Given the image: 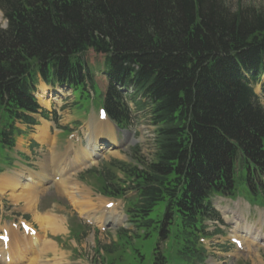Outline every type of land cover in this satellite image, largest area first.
Here are the masks:
<instances>
[{"label":"trees","instance_id":"1","mask_svg":"<svg viewBox=\"0 0 264 264\" xmlns=\"http://www.w3.org/2000/svg\"><path fill=\"white\" fill-rule=\"evenodd\" d=\"M0 12L3 147L14 146L16 123L35 124L40 80L88 97L101 69L108 117L128 127L131 101L154 128L150 159L113 162L123 181L111 169L100 175L108 195L134 194L129 221L146 239L157 235L153 264H169L161 248L168 241L182 261L204 262L199 240L208 236L206 221L219 219L211 200L235 197L238 177L264 204V106L255 91L264 79V8L235 10L228 0H0ZM91 52L102 57L97 66Z\"/></svg>","mask_w":264,"mask_h":264},{"label":"rangeland","instance_id":"2","mask_svg":"<svg viewBox=\"0 0 264 264\" xmlns=\"http://www.w3.org/2000/svg\"><path fill=\"white\" fill-rule=\"evenodd\" d=\"M228 2L230 4V7L235 10L238 6L264 8V0H228ZM0 22L3 26H5V22L3 21L1 12ZM87 58L92 66H97L102 61V57L96 56L92 52L89 53ZM97 83L102 90L105 88L106 83L103 77L98 76ZM44 87L46 93L50 95L51 92L49 91V89H47L46 86L42 84L40 86L39 96ZM100 88H96V94L93 96L92 100H81L80 97L76 95V101L79 103V105H82L80 109H76L77 107H75L76 104L74 103L75 99L72 97L71 91L63 93L62 95L57 97V101L58 103L60 102V105L62 100L65 103L63 109H61V113L63 114L61 115V117H63L64 120L61 119L60 126L63 128L66 127L67 129H70L71 127L72 128L69 132H67V134H65L64 137L57 138V142L52 141V146L56 148V150H54L55 155L52 154L54 153V151H51L49 147L50 142L47 141L46 145L48 146V150L50 152H48V154L45 153V155L47 156L48 161L41 163V165H33L37 172H39L36 173V176L40 175V173L42 172V168H44L45 165L47 166V168L45 167L46 173L44 174L46 180L43 181L45 178L42 179L43 183L41 182L42 184L40 185V190H38L39 200L37 206L31 208L30 206H28V204H25V202H16L11 195L8 196L9 192L7 193L6 197H10V199L14 203L10 199L4 201L3 204H6L4 213L2 214V212H0L1 226L10 225L13 223L18 224L20 221H26L24 220L23 216L29 215L30 224L37 230V232H39L38 234L40 237L39 239H37V241H40L38 243L36 242L37 244L35 243L31 248V251L33 252L29 250V252L25 255V258L19 259L18 256H16V258L14 257L13 259L11 258L10 264H101V260L103 258L111 260L112 264H136L138 260L134 261L135 254L132 251H136L138 249H140L141 252L145 254L144 256H146V258H152V254L149 250L150 241L144 240L146 238L143 231H139L137 233L136 230L128 223V219L125 217L124 202L107 200L101 198L99 195H93L90 192V188H88L87 186V184L91 186L93 185L97 189H101L103 184L101 178L98 177L100 176L99 172H101L102 174L104 170L108 168L115 160L131 163L132 159L143 160V158H151L154 153V147L152 143L153 129L149 126L147 120H144V115L139 113L138 116H140L141 122L140 124L135 123L136 126L131 128V136L127 137L124 145L116 149L107 150L102 154V159L100 161L94 160L95 162L92 165L84 167L80 170H78V168H72V165L68 163V159H73V157L77 153L87 148V141L92 137L93 134H96L102 126L97 113L95 115L92 114L91 116L87 115V111H89V113L93 109L99 111L102 106L103 96L102 90ZM257 93L261 97L262 105L264 106V90L259 87L257 89ZM50 96L51 100L53 95ZM46 103L47 104L42 103L43 106H47L48 109H50L49 101ZM56 109H60V107L56 106ZM51 110L53 112L52 107ZM75 118H81V122H73L75 121ZM75 123H80V125H83V128L79 130L80 126L76 125ZM37 129L35 131L36 134L38 133ZM111 132L113 134L116 133L115 130H111ZM53 133L56 134L55 131ZM28 141L29 140H27V142H20L19 140H17L18 148H20V146L22 145H27ZM72 143L75 144L73 149H71ZM61 160L63 162L62 165H56V163H53V161ZM19 162H26V159L24 157H17L14 155L5 156L3 153L0 154V164H4L5 166L7 165V167L11 168L12 166H20L18 164ZM51 168H54V170H52ZM88 170H91L90 173L87 172ZM112 172L116 174V176L120 179L124 177L117 171ZM17 173L20 175V172ZM13 174H8V176H14ZM80 176H83L85 181H87L85 182L86 184L80 181ZM58 177H60V179L63 181L54 183V178ZM68 183L76 185V194H71L73 195L71 197H69V193L66 192ZM237 191L238 198L236 201L245 200L252 206L258 205V207H262L264 209V204H262L263 201L260 199L253 200L252 197L248 194L245 182L241 181L239 177L237 178ZM216 200L217 201H215V207L220 212L222 211L221 214L225 220V224L221 229L223 231L224 237L219 236L214 239L205 241V246L207 245V248L211 253H213L212 257L208 261V264H264V241L260 243L247 244L246 249L240 252L236 251L234 246L229 245V238L232 236L231 231H234L236 227V221L242 220V217H245L247 222L254 223L257 227L255 225L252 226H255V228L258 229L259 227L260 231H262L261 236L264 237V233L261 228V226L264 225V210L251 208L244 201H239L245 208L242 209L243 212L236 213L232 210L234 209L232 206V209L230 208L228 200ZM111 201L114 202L115 205L109 203ZM15 203L20 205L15 206ZM99 203L100 208L103 209H101L102 212H100V209H98ZM108 205H114L115 207L114 209L113 207L109 208ZM218 205H222L223 210L227 209L229 213H225L222 209H219ZM0 206H2L1 203ZM87 206L89 207L87 208ZM48 211H53L55 212V214L65 216L66 220L64 222L74 223L75 227L79 226V222L84 224V229L82 231L78 230L76 232V234H78V232L81 231L75 239H73L72 237H62L58 239V247L60 248V250H62V252L60 251L58 252V254L54 255H52L51 253L42 255L40 253L43 243L46 244L48 242V239L46 238L47 236L44 233L40 232V224L44 223L43 219L44 216H46L45 212ZM88 211L90 212V214ZM6 214L8 215L6 216ZM232 214H236L238 215V217L236 219L234 218L233 220H227L226 216H231ZM102 216H104L103 220L105 221H98ZM89 218H92V222H90ZM114 218H117L121 221L119 223H111ZM56 222L54 221L55 224ZM207 226L210 227L209 231L215 230L216 227V225H214V223L211 221L207 223ZM120 230H125L126 235L133 237H120ZM94 231H97V233H95ZM140 236L141 238H139ZM142 237H144V239H142ZM156 238H153L151 240L152 244L155 243V241L157 240ZM169 243L170 242L168 241L167 244ZM130 244L133 245L129 247ZM221 246H224L226 248V251H224ZM217 249L220 251H218ZM97 250H101L102 253L104 252L106 254H104L103 257L98 256ZM107 251H110L112 253H108ZM36 258H38V260ZM173 258L178 257L173 253ZM32 259L34 261H32ZM176 262L180 264L177 259ZM0 264H5V262L2 260L0 261Z\"/></svg>","mask_w":264,"mask_h":264},{"label":"bare ground","instance_id":"3","mask_svg":"<svg viewBox=\"0 0 264 264\" xmlns=\"http://www.w3.org/2000/svg\"><path fill=\"white\" fill-rule=\"evenodd\" d=\"M50 97L51 96L46 93L45 87H44L40 96H39L40 104H41V102L43 104H47L46 102L50 101ZM44 100H46V101H44ZM51 100L52 101L55 100L54 95L52 96ZM47 127H48L47 124L44 122L42 126L38 127V129H37L38 133L35 135L34 138L36 140H38L39 142H42V141L47 142V140L49 139V136H50L48 133ZM111 130H114L111 125L105 126V128L100 133H98V135L96 137H92L89 139V147L87 149H84L83 151H81L75 155V157L73 158V163H76V164L79 163L80 166H78V170L83 169L84 167H87L89 165H92L95 162L94 160H91V157L93 156L94 151L101 146L100 140L104 139V138L107 139L108 137H104V135H107L108 132H110ZM107 140H108L109 145L111 147H116L118 145V143L115 139H107ZM89 148L91 149V151L89 150ZM93 149H94V151H93ZM85 161H89V163L87 164V163H85ZM45 167L47 168L46 165H45ZM45 167L42 168V172L39 175L40 177L38 175L36 176V173H34V174H31V176L29 175L26 178H24V176H25L24 173L27 171L20 173V175L14 173L15 174V175L13 174L14 176H7L1 180L0 189L4 193L9 192L8 193L9 196L11 195L16 202H25V204H28V206H30L31 208L36 207L38 200H39L38 187L41 184L42 179L45 178V176H44V174L46 173ZM51 169L54 170V168H51ZM28 172L31 173L30 171H28ZM67 181H66V183H67ZM67 185H68V187L66 188V192L69 193V197L76 194L75 193L76 185L75 184L72 185L69 183ZM71 194H73V195H71ZM102 203H104V202H102ZM108 206H109V208L113 207V209L115 207L114 205L113 206L108 205ZM88 207L89 206H87V208ZM98 209H100V212H102L101 211L102 208H100V203H99ZM89 214H90V212H89ZM89 219L92 220V218H89ZM103 219H104V216L100 217L98 221H100V222L105 221ZM44 221H46L44 223L48 224L46 231L49 230L53 233H58L61 231L62 226L58 221L56 222V220H53L50 218H48V219L44 218ZM54 221L56 222V224L54 223ZM120 221L121 220L114 218L111 221V223H119ZM108 224H110V223H108ZM40 225L44 229V225L43 224H40ZM261 235H262V231H260V228L257 229V228H255V226H252V225L245 223V224H243V226L241 228L240 227L236 228L235 232L233 233V237H231V238L236 239V240L238 239L244 243H249L252 241L253 242L257 241L259 238H263ZM39 238L40 237L37 236V234H36L35 238L28 237V238H25L22 240L24 242L19 241L18 244L16 243V245L22 246L23 249L21 247V249L19 250V253H17L15 250H12L10 252V255L15 257V258H16V256H18V258H19L22 254L21 258H25V255L29 252V250L31 251L32 246L37 242V239H39ZM12 248H13V245H11L10 242L2 243L0 245V252H3L4 249H5V251H8V250L10 251V249H12ZM41 251L44 252L45 249H42ZM31 252H33V251H31ZM38 258H36V259L38 260ZM32 261H34V260L32 259Z\"/></svg>","mask_w":264,"mask_h":264},{"label":"crops","instance_id":"4","mask_svg":"<svg viewBox=\"0 0 264 264\" xmlns=\"http://www.w3.org/2000/svg\"><path fill=\"white\" fill-rule=\"evenodd\" d=\"M15 174H16V173H15ZM15 174H14V175H15ZM7 176H8V175H7ZM7 176H6V177H7Z\"/></svg>","mask_w":264,"mask_h":264}]
</instances>
